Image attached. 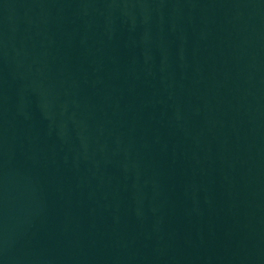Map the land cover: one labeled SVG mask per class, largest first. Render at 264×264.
<instances>
[{"label":"water","instance_id":"95a60500","mask_svg":"<svg viewBox=\"0 0 264 264\" xmlns=\"http://www.w3.org/2000/svg\"><path fill=\"white\" fill-rule=\"evenodd\" d=\"M0 264H264V0H0Z\"/></svg>","mask_w":264,"mask_h":264}]
</instances>
